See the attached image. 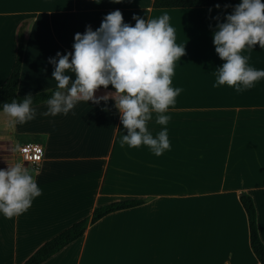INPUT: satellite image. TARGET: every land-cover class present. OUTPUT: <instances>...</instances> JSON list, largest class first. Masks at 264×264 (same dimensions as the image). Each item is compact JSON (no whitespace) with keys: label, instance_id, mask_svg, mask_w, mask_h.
<instances>
[{"label":"crops","instance_id":"0c3cea01","mask_svg":"<svg viewBox=\"0 0 264 264\" xmlns=\"http://www.w3.org/2000/svg\"><path fill=\"white\" fill-rule=\"evenodd\" d=\"M154 0H0V85L17 56L16 32L29 19L18 93L56 87V53L73 51L74 36L98 28L119 9L124 22L168 13L176 42L186 52L176 62L173 86L183 91L169 110L171 149L154 155L147 146H120L127 129L114 100L79 102L67 115H42L14 128L0 111V169L10 146L40 144L44 161L37 176L42 194L27 212L0 214V264H23L43 243L106 203L145 199L90 225L82 237L41 264H260L241 203L249 193L264 242V79L241 93L213 87L223 65L213 31L233 7L155 8ZM264 69V49L242 53ZM58 59V58H57ZM73 75L72 73H68ZM112 89L100 88L102 96ZM155 135L162 127L153 120ZM23 159V158H22Z\"/></svg>","mask_w":264,"mask_h":264},{"label":"clouds","instance_id":"9594fccd","mask_svg":"<svg viewBox=\"0 0 264 264\" xmlns=\"http://www.w3.org/2000/svg\"><path fill=\"white\" fill-rule=\"evenodd\" d=\"M133 19L134 26L124 22L119 9L107 13L95 30L88 25L85 32L75 34L73 51L57 52L56 57L49 58L54 65L52 78L56 87L50 90L52 95L46 100L47 110L42 115H67L81 101L99 104L112 99L127 129L120 146H147L160 156L171 149L166 127L171 120L168 113L183 91L173 86L172 78L176 62L186 48L176 42V30L168 13L152 19L133 15ZM212 35L215 51L224 60L215 70L214 88L227 85L241 93L264 79V69L251 66L249 57L242 54L257 43L264 49V0H241L216 24ZM109 85L115 91L96 96L101 86L107 89ZM0 111L10 118L8 125L13 128L37 115L31 93L19 101L14 98L4 102ZM154 115L155 123L165 126L155 135L148 126ZM4 159L8 166L0 169V214L11 219L27 212L42 194L37 182L40 170L22 159Z\"/></svg>","mask_w":264,"mask_h":264},{"label":"trees","instance_id":"16d2710c","mask_svg":"<svg viewBox=\"0 0 264 264\" xmlns=\"http://www.w3.org/2000/svg\"><path fill=\"white\" fill-rule=\"evenodd\" d=\"M241 0H154L153 6L155 8H178V7H234L240 3ZM30 24L29 19L22 20L16 32L17 41V56L10 76L0 85V105L4 102H11L12 99L21 100L24 96L19 95L18 85L21 77V70L23 65L25 46L27 40V30ZM101 88H104L101 86ZM55 88L42 90L33 93L34 104L37 105L45 102L51 97L50 90ZM107 89L115 90L112 85ZM241 203L248 215L250 240L254 253L256 254L260 264H264V242L260 236L257 222V209L253 197L244 192L240 197ZM146 202L145 199H125L106 203L97 206L91 215H88L81 220L75 222L68 228L64 229L51 239L43 243L23 264H41L54 256L56 253L64 249L73 241L79 239L87 231L88 227L106 215L123 209L135 207Z\"/></svg>","mask_w":264,"mask_h":264},{"label":"built area","instance_id":"2783aa9c","mask_svg":"<svg viewBox=\"0 0 264 264\" xmlns=\"http://www.w3.org/2000/svg\"><path fill=\"white\" fill-rule=\"evenodd\" d=\"M21 156L30 166L40 168L44 161V150L40 144H23L19 148Z\"/></svg>","mask_w":264,"mask_h":264},{"label":"rangeland","instance_id":"374dc122","mask_svg":"<svg viewBox=\"0 0 264 264\" xmlns=\"http://www.w3.org/2000/svg\"><path fill=\"white\" fill-rule=\"evenodd\" d=\"M1 119H2V117L0 116V120ZM19 157H20V155L18 153H16L15 148L11 145L10 146V151H9V159L10 160L22 159V157L21 158H19ZM25 163L28 164L27 162H25Z\"/></svg>","mask_w":264,"mask_h":264},{"label":"water","instance_id":"95a60500","mask_svg":"<svg viewBox=\"0 0 264 264\" xmlns=\"http://www.w3.org/2000/svg\"><path fill=\"white\" fill-rule=\"evenodd\" d=\"M66 91V90H65Z\"/></svg>","mask_w":264,"mask_h":264}]
</instances>
